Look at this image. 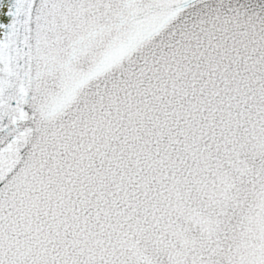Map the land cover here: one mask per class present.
<instances>
[{
    "label": "snow or ice",
    "instance_id": "1",
    "mask_svg": "<svg viewBox=\"0 0 264 264\" xmlns=\"http://www.w3.org/2000/svg\"><path fill=\"white\" fill-rule=\"evenodd\" d=\"M0 264H264V0H0Z\"/></svg>",
    "mask_w": 264,
    "mask_h": 264
}]
</instances>
